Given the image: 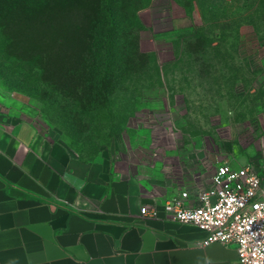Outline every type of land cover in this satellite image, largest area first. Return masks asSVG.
Returning <instances> with one entry per match:
<instances>
[{"label":"rangeland","instance_id":"374dc122","mask_svg":"<svg viewBox=\"0 0 264 264\" xmlns=\"http://www.w3.org/2000/svg\"><path fill=\"white\" fill-rule=\"evenodd\" d=\"M26 4L63 13L64 41L25 45ZM48 5L0 0V115L156 196L207 187L223 161L264 172V0Z\"/></svg>","mask_w":264,"mask_h":264},{"label":"crops","instance_id":"0c3cea01","mask_svg":"<svg viewBox=\"0 0 264 264\" xmlns=\"http://www.w3.org/2000/svg\"><path fill=\"white\" fill-rule=\"evenodd\" d=\"M109 166L0 115V264H241L234 244L201 245L202 230L165 214L182 190L149 194ZM153 203L155 217L140 213Z\"/></svg>","mask_w":264,"mask_h":264},{"label":"built area","instance_id":"2783aa9c","mask_svg":"<svg viewBox=\"0 0 264 264\" xmlns=\"http://www.w3.org/2000/svg\"><path fill=\"white\" fill-rule=\"evenodd\" d=\"M163 209L173 220L202 230L199 244L232 243L241 264H264V182L253 166L223 161L207 187L193 194L182 190ZM140 213L155 217L157 205L144 204Z\"/></svg>","mask_w":264,"mask_h":264},{"label":"trees","instance_id":"16d2710c","mask_svg":"<svg viewBox=\"0 0 264 264\" xmlns=\"http://www.w3.org/2000/svg\"><path fill=\"white\" fill-rule=\"evenodd\" d=\"M41 2H45L47 6L49 3V0H39ZM64 0H61L63 2ZM60 2V1H59ZM31 4H26L23 6L21 11V21L19 22V26L21 27L22 34L25 37V45L32 46L33 42H39L38 39L47 40L52 37H55V33L57 35V39H60L61 42L64 41L66 33L68 30L66 21V16L61 13L58 15L55 14L51 9L46 10L40 8L38 13L32 10L31 7H29ZM63 9V7H61ZM91 11V8L89 7L88 11L86 10H79L80 18H83L85 16V19H87L90 24L89 30H87V33L89 34V37H92V29L94 30V24L97 23V17H100L99 14V8H94V14H91L89 16V12ZM77 17V16H76ZM76 27H80L79 24ZM47 52V50H45Z\"/></svg>","mask_w":264,"mask_h":264}]
</instances>
